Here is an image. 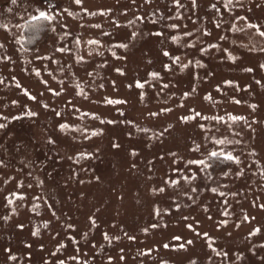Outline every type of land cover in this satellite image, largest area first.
I'll return each instance as SVG.
<instances>
[{"label": "rangeland", "instance_id": "rangeland-1", "mask_svg": "<svg viewBox=\"0 0 264 264\" xmlns=\"http://www.w3.org/2000/svg\"><path fill=\"white\" fill-rule=\"evenodd\" d=\"M261 31L264 0H0V264H264Z\"/></svg>", "mask_w": 264, "mask_h": 264}, {"label": "trees", "instance_id": "trees-1", "mask_svg": "<svg viewBox=\"0 0 264 264\" xmlns=\"http://www.w3.org/2000/svg\"><path fill=\"white\" fill-rule=\"evenodd\" d=\"M50 28L49 20L35 19L27 22L24 25V40L22 46L27 51L35 50L47 36ZM210 163L218 162L221 165L230 164V160H225L220 157L211 158Z\"/></svg>", "mask_w": 264, "mask_h": 264}, {"label": "snow or ice", "instance_id": "snow-or-ice-1", "mask_svg": "<svg viewBox=\"0 0 264 264\" xmlns=\"http://www.w3.org/2000/svg\"><path fill=\"white\" fill-rule=\"evenodd\" d=\"M76 2L77 3H80V0H76ZM195 2H196V0H193V4H195ZM12 3L13 4H15L16 3V0H12ZM176 3H177V6H179V0H176ZM214 7V6H213ZM33 19L35 20V19H42V20H48V19H51L45 12H40V15H39V17L37 18V17H33ZM154 35H157V36H159V35H162V33H159V32H157V33H153ZM259 35H261V36H264V31H261V32H259ZM93 43H95V41H93ZM120 47H127V45H120ZM164 55L165 56H169V53L168 52H164ZM175 59H179V57H176ZM250 70V69H249ZM154 77L157 75L156 73H153L152 74ZM143 84H137V87H140V88H143ZM165 87H167V85H165ZM185 95H187V94H185ZM109 103H111V101H109ZM237 103H238V101H237ZM197 115H199V113H197ZM187 119H194V117H192V118H186V120ZM231 119H233V120H238V119H240L239 117H231ZM0 127H3L2 125H0ZM62 127H67V125H64V126H62ZM220 143H223V141H220ZM211 157H216L217 155H218V153H216V152H212L211 154ZM229 160H234L235 159V157H233V156H231V155H229L228 157H227ZM238 162V161H237ZM190 163H197V164H205V162L203 161V160H201V161H190ZM205 166L207 167V165L205 164ZM184 179L185 180H187L188 178L187 177H184ZM193 179H195V176H193ZM178 183V182H177ZM159 191H164V189H160ZM192 191L193 192H195L196 191V189L195 188H193L192 189ZM214 191V190H213ZM21 199H22V197H21ZM9 203H12V201H11V199H9ZM21 227H22V225H21ZM258 231V230H257ZM188 243H192L191 241H188ZM165 247H167V245H165ZM226 255V254H225ZM10 259H16V257L15 256H10ZM193 264H194V262H193Z\"/></svg>", "mask_w": 264, "mask_h": 264}]
</instances>
